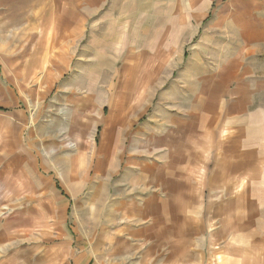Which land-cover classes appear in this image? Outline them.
Listing matches in <instances>:
<instances>
[{"label": "rangeland", "instance_id": "1", "mask_svg": "<svg viewBox=\"0 0 264 264\" xmlns=\"http://www.w3.org/2000/svg\"><path fill=\"white\" fill-rule=\"evenodd\" d=\"M102 1L98 22L89 24L65 70H51L48 61V69L10 81L1 70L21 57H0V264H159L141 248L136 253L141 244L121 249L109 229L95 231L110 195L99 189L110 168L105 163L99 173L96 165L115 145L111 176L132 181L147 144L141 129L206 98V66L225 58L223 37L201 0H129L140 8ZM17 27L6 25L2 35ZM207 27L218 33L214 50L206 47ZM212 247L205 264L221 260L220 245Z\"/></svg>", "mask_w": 264, "mask_h": 264}, {"label": "crops", "instance_id": "2", "mask_svg": "<svg viewBox=\"0 0 264 264\" xmlns=\"http://www.w3.org/2000/svg\"><path fill=\"white\" fill-rule=\"evenodd\" d=\"M201 1L199 7L213 8L211 28H221L225 58L206 66L205 99L191 101L186 113L159 114L156 127L141 129L147 144L132 181L111 176L118 153L109 146V160L96 165L99 173L105 163L110 168L99 182L110 195L95 231L109 229L121 249L141 244L136 253L141 248L159 264H205L216 253L213 244L220 245L219 264H264V0H223L217 7ZM102 6V0H0V57H21L19 65L4 64V77L18 81L48 69V61L51 70H65ZM6 25L18 26L9 38L2 35ZM217 34L207 27V49L214 50Z\"/></svg>", "mask_w": 264, "mask_h": 264}]
</instances>
